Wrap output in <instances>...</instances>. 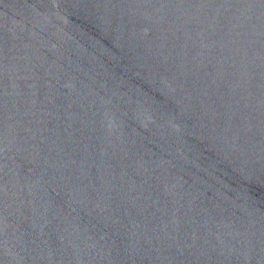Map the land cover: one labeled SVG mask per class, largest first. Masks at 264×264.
I'll return each instance as SVG.
<instances>
[{"label": "water", "instance_id": "water-1", "mask_svg": "<svg viewBox=\"0 0 264 264\" xmlns=\"http://www.w3.org/2000/svg\"><path fill=\"white\" fill-rule=\"evenodd\" d=\"M129 0H0V47L48 33Z\"/></svg>", "mask_w": 264, "mask_h": 264}]
</instances>
